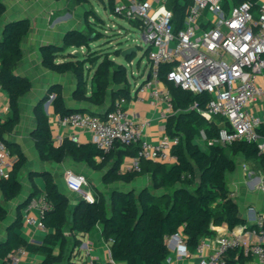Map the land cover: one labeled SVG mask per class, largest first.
Returning a JSON list of instances; mask_svg holds the SVG:
<instances>
[{"label":"trees","instance_id":"obj_1","mask_svg":"<svg viewBox=\"0 0 264 264\" xmlns=\"http://www.w3.org/2000/svg\"><path fill=\"white\" fill-rule=\"evenodd\" d=\"M77 5L88 0H65ZM243 0H223V9ZM255 14L258 0H249ZM188 0H167L166 7L172 12L173 30L182 28ZM108 8L113 13V0H108ZM5 10L0 1V17ZM92 16L96 22L90 21ZM83 29L67 30L61 44H48L40 48L42 66L57 74L70 73L74 77L75 87L72 100L77 105L68 107L59 85H50L46 93L33 108L34 127L31 139L40 160L61 163L66 158L87 165L94 171L102 172L104 185L130 183L139 175H147L152 190L141 189L135 196L132 191L112 189L108 195V206L102 192L94 190V201L87 203L80 199L73 206L69 197L60 192L53 177L41 172L45 188L41 194L49 204V209L41 215V222L47 231L40 244H31L20 234L22 211L38 193L34 188L28 197L16 207L13 224L7 229L6 237L0 241V264H7L10 255L18 248L27 253L42 257L39 264H91L72 259L73 250L79 246L78 235L89 234L97 226L101 227V236L111 241L110 256L115 262L123 264H164L169 255L165 243L167 236L181 232L185 236L186 247L193 253L204 238H213L214 227L225 225L229 230L242 226L244 220L239 217L238 208L230 197L226 174L235 169L234 156L244 159H260L263 165L264 155L259 154L256 145L248 142H233L221 146L214 143L221 119L212 117L206 120L201 111L205 110L210 99L207 93L194 95L182 90L166 79L172 68L170 64L161 65L157 79L167 89L173 107V113L166 118L164 133L177 137L178 143L172 149L175 161L171 164L142 161L140 170L133 173H121L120 166L125 157L135 156L137 146L116 147L108 154L101 153L93 143L79 144L70 138H63L54 145L49 118L44 104L50 102L52 111L58 117L74 112H88L102 116L111 111L113 103L119 98L127 102L130 98V82L124 64L117 63L112 56L121 57L122 49L112 50L102 46L92 47L95 42L105 39L103 24L94 12L85 13ZM136 28L138 23L131 22ZM30 24L27 19L12 20L4 24L0 36V90L7 95L8 116L0 121V140L5 143L11 156H15L12 170L0 178V192L4 201L14 199L20 189L17 175L25 162L21 151L9 140L14 128L20 121L19 100L31 89V81L26 76L15 73L22 51L20 44L27 36ZM71 49H75L74 53ZM84 49L81 54L78 50ZM148 50L143 57L147 59ZM135 53L125 54L126 63L132 62ZM61 58L62 61L58 62ZM151 79V73L144 80ZM264 136V125L258 129ZM204 137V138H203ZM199 142H204L202 148ZM6 211L0 205V221ZM70 233L71 253L66 255L70 244L66 236ZM244 257L237 251L229 252L224 258L229 264H239Z\"/></svg>","mask_w":264,"mask_h":264},{"label":"built area","instance_id":"obj_2","mask_svg":"<svg viewBox=\"0 0 264 264\" xmlns=\"http://www.w3.org/2000/svg\"><path fill=\"white\" fill-rule=\"evenodd\" d=\"M166 1L113 0V14L138 23L136 29L140 30L145 50H148L151 79L143 88L152 81L158 82L161 65H172L166 74L168 81L194 95L205 92L210 96L205 110L200 113L206 120L214 116L221 119L214 143L225 146L244 141L256 145L259 154L264 155V136L258 132L264 125V115L260 116L251 108L264 104V0H258L255 14L249 0H243L228 12L223 9V0H188L190 5L182 28L176 33ZM162 100L166 105L162 117L166 121L173 113L167 89L162 93ZM126 103L124 98L115 100L112 110L102 116L70 113L58 117V124L90 132L92 143L103 154L116 147L137 146L135 156L124 158L119 169L121 173L138 172L142 161L173 163L172 149L178 138L164 134L155 143L143 139L141 130L149 122L138 123L130 118ZM70 139L77 142L76 137ZM62 140L60 135L52 137L54 145ZM11 158L7 146L0 140V178L10 170ZM64 184L68 192L87 203L94 201L92 192L86 190L84 175L68 171ZM260 188L264 190V183ZM33 208L39 209L38 218L29 214ZM48 209L44 196L31 199L22 211V223L45 230L40 218ZM212 240L213 249L207 253ZM212 240L202 239L193 253L188 251L181 232L167 236L165 243L170 256L182 259L194 255L196 264H229L224 258L232 251L252 258L256 264H264V209L254 227ZM26 254L24 248H18L7 264H19ZM169 255L164 263L170 261Z\"/></svg>","mask_w":264,"mask_h":264},{"label":"crops","instance_id":"obj_3","mask_svg":"<svg viewBox=\"0 0 264 264\" xmlns=\"http://www.w3.org/2000/svg\"><path fill=\"white\" fill-rule=\"evenodd\" d=\"M5 10L0 17V36L4 26L9 21L27 19L30 24V30L27 36L20 44L22 56L17 64L15 73L20 76H26L31 81L30 91L20 100V121L9 136V140L24 155L25 162L18 171V181L21 189L18 195L10 200L4 201L0 192V205L4 207L6 216L0 221V241H3L7 234V229L13 224L16 216L17 205L24 201L31 190L37 191L38 196L44 192L45 183L41 172L49 173L60 192L69 197L70 205L73 206L78 200V196L66 190L64 184V176L68 171L82 174L87 179L88 188L98 190L103 193L104 184L101 181V172L90 169L87 165L75 162L70 158H66L63 162L57 164L51 161L40 160L31 139V132L34 127L33 108L36 102L46 93L47 88L56 84L62 88L63 98L68 107L76 108L77 105L72 100V93L75 87L74 77L70 73L57 74L45 69L41 64L40 48L48 44H61L64 34L67 30L78 29L70 19V14L65 10V0H0ZM84 17V16H83ZM62 59L59 58L58 62ZM145 66L139 69L138 78L133 80L130 87V98L125 107L129 117L134 121L141 123L148 121L149 125L141 130L142 138L151 142H157L165 133V120L162 114L166 108L162 100V93L166 87L161 82H150V85L143 88L144 80L149 76V64L146 59ZM136 77V76H135ZM46 109L49 118L50 130L52 137L60 135L63 138H77V143H92V134L88 131L73 129L58 124V116L52 111L50 104ZM252 110L264 115V104L253 105ZM9 112L7 95L0 90V121L7 118ZM15 156H12L13 164ZM260 159L246 160L242 155L234 156L235 169L226 174L227 188L230 197L234 200L238 208L239 217L244 220L242 226H237L229 230L225 225L214 227L216 235L214 239L221 235L228 234L232 231L240 229L252 228L255 226L258 216L264 209V190L260 185L264 183V168ZM12 167V166H11ZM12 170L7 172V174ZM7 176V175H6ZM61 184L62 189L58 186ZM89 191V190H88ZM92 192V191H91ZM93 193V192H92ZM38 198V197H37ZM31 216L38 218L40 211L33 208L29 211ZM95 230V231H94ZM94 231V232H93ZM89 234L78 235L79 246L73 250L72 259L77 262H89L92 264H123L115 262L110 256L111 241H105L101 236V227L97 226ZM46 230H41L32 225L21 223V237L31 244H40L46 234ZM66 236L70 241L66 255H70L71 238L70 233L66 232ZM214 240L210 242L211 248L207 250L211 252ZM170 261L164 264H196V257L191 255L189 258L176 259L170 256ZM42 257L37 254L27 253L21 259L19 264H39ZM239 264H256L252 258H243Z\"/></svg>","mask_w":264,"mask_h":264},{"label":"rangeland","instance_id":"obj_4","mask_svg":"<svg viewBox=\"0 0 264 264\" xmlns=\"http://www.w3.org/2000/svg\"><path fill=\"white\" fill-rule=\"evenodd\" d=\"M155 7V5H154ZM70 14V19L78 29H83V16L85 13L94 12L97 18H99L103 24L105 39L100 42H95L92 47L102 46V48H108L109 52L112 50H125L127 48H135V58L130 63H126L122 58L112 56V59L117 63L125 65L127 70V77L130 85L133 80L138 78L139 69L143 68L146 63V58L143 57V52L146 49V45L141 39L140 30L136 29L130 21L115 16L108 8V0H88L87 3L77 5L71 1L66 2V9ZM90 21L96 22V20L90 16ZM76 50L71 49L74 53ZM81 54L85 52L84 49L78 50ZM136 76V77H135ZM45 109V108H44ZM50 108L48 106V112ZM200 146L204 148V142H199ZM102 174V172H101ZM58 186L62 189L61 184ZM152 190V185L147 175H139L130 183H113L110 185H104V192L106 197V204L108 206V195L112 189H119L121 191H132L136 196L141 189ZM93 192V188H88ZM99 227V226H98ZM96 228V227H95ZM95 231V230H94ZM93 231V232H94Z\"/></svg>","mask_w":264,"mask_h":264},{"label":"water","instance_id":"obj_5","mask_svg":"<svg viewBox=\"0 0 264 264\" xmlns=\"http://www.w3.org/2000/svg\"><path fill=\"white\" fill-rule=\"evenodd\" d=\"M136 51V49L135 48H127V49H125V50H123L122 51V53H121V57L122 58H124V56H125V54H129V53H131V52H135ZM41 99V98H40ZM39 99V100H40ZM53 99V96H51V98H50V100L49 101H47L45 104H44V110L46 111V109H47V107H48V105L50 104V102H51V100ZM75 110H79L78 108H75Z\"/></svg>","mask_w":264,"mask_h":264}]
</instances>
